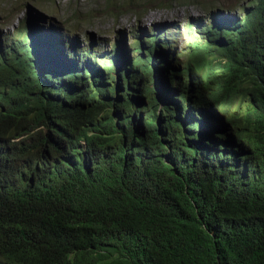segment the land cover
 Returning a JSON list of instances; mask_svg holds the SVG:
<instances>
[{
	"label": "trees",
	"instance_id": "1",
	"mask_svg": "<svg viewBox=\"0 0 264 264\" xmlns=\"http://www.w3.org/2000/svg\"><path fill=\"white\" fill-rule=\"evenodd\" d=\"M29 1L52 7L55 0ZM105 1V16L140 21L151 10L205 0H121L113 8ZM247 5L264 14V0ZM79 6L67 2L66 21L97 17L99 7L82 12ZM15 53L0 62V89L10 88L0 96V264H264L259 178L241 180H255L241 192L237 174L217 166L220 158L197 157L196 127L176 128L168 113L159 129L152 121L125 136L89 135L83 124L68 125L33 97L36 76ZM242 59L229 56V68L239 69ZM255 68L263 92L264 62ZM22 84L29 85L12 92ZM56 124L66 129L55 130ZM41 126L55 136L80 131L90 155L79 154L77 139L65 148L50 144L42 128L33 132Z\"/></svg>",
	"mask_w": 264,
	"mask_h": 264
},
{
	"label": "clouds",
	"instance_id": "2",
	"mask_svg": "<svg viewBox=\"0 0 264 264\" xmlns=\"http://www.w3.org/2000/svg\"><path fill=\"white\" fill-rule=\"evenodd\" d=\"M24 1L34 8L8 32H0V62L17 48V59L36 76L33 97L61 121L83 124L89 135L125 136L135 127L142 132L152 121L159 129L161 114L168 113L176 128L196 127L201 161L215 156L217 166L235 172L237 181L257 177L264 184V91L255 68L264 62V14L248 0L183 6L177 9L210 1L200 16L185 12L150 29L130 14L136 23L130 29L111 18V37L93 27L78 32L90 22L66 21L48 4ZM229 56L246 57L255 66L242 59L243 65L231 70ZM9 93L10 88L0 89V96ZM40 128L50 144L65 148L77 139L79 154L90 155V142L80 131L72 130L73 137L55 136L45 126L33 132ZM54 129L66 128L56 124ZM169 157L165 154L166 161ZM254 181H241L240 191L247 193Z\"/></svg>",
	"mask_w": 264,
	"mask_h": 264
},
{
	"label": "rangeland",
	"instance_id": "3",
	"mask_svg": "<svg viewBox=\"0 0 264 264\" xmlns=\"http://www.w3.org/2000/svg\"><path fill=\"white\" fill-rule=\"evenodd\" d=\"M69 0H56L54 2V7L52 6L51 9L57 11L56 15L61 17L62 19H66L67 14L64 11V7ZM82 6H79V10L82 12H86L90 10L92 6L99 7L98 15L95 18H92L90 23L87 25H82L83 28H80L78 32L85 31L89 29V27H93L92 29L99 35L102 36H112V19L110 17L105 16L106 14V1L105 0H76ZM246 1V0H241ZM210 1L207 5L203 7H192V8H183V9H160V10H151L146 13V15L141 20V25L150 29L154 25H158V23L167 24L171 23L177 18L182 17L185 12H189L190 15L200 16L203 13L207 12L208 6ZM110 8H113L116 5L121 4V0H111L110 1ZM224 4V3H221ZM22 7H21V6ZM18 6L17 0H0V32H8L12 26L14 27L15 24L18 22V19L21 20L25 14L29 13L32 8H27L28 3L26 1H22V3ZM127 7L123 8L125 11ZM93 13L97 10H92ZM122 15L116 18V21L121 24V27H126L130 29L131 27H135L136 23H134V19L131 16ZM81 22V21H80ZM83 34V33H82Z\"/></svg>",
	"mask_w": 264,
	"mask_h": 264
}]
</instances>
